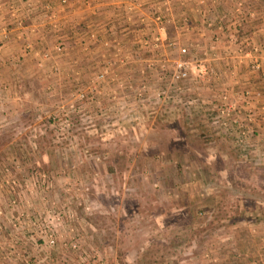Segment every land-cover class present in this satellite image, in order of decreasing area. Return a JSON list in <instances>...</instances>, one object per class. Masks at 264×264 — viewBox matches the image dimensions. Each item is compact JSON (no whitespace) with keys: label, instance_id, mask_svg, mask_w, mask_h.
Masks as SVG:
<instances>
[{"label":"rangeland","instance_id":"374dc122","mask_svg":"<svg viewBox=\"0 0 264 264\" xmlns=\"http://www.w3.org/2000/svg\"><path fill=\"white\" fill-rule=\"evenodd\" d=\"M107 1L130 18L125 30L105 26L101 40L94 31L104 48L97 66L52 62L69 57L58 40L28 63L45 83L33 76L23 90L22 76L0 84V264H264L262 94L239 95V112L226 91L205 89L211 66L200 73L194 64L217 49L196 40L203 33L244 48L235 40L255 21L250 0H191L178 19L174 3L187 0H143L148 35L126 54L120 34L130 31L129 39L137 2ZM255 1L263 12L264 0ZM202 9L209 18L201 27ZM0 39L1 51L7 30ZM180 58L189 77L174 80ZM18 60L10 66L21 71Z\"/></svg>","mask_w":264,"mask_h":264},{"label":"crops","instance_id":"0c3cea01","mask_svg":"<svg viewBox=\"0 0 264 264\" xmlns=\"http://www.w3.org/2000/svg\"><path fill=\"white\" fill-rule=\"evenodd\" d=\"M23 1L26 2L27 0ZM29 1L30 4L26 7L21 0H0V38L5 30L8 31V40L5 41L6 45L4 48L2 47L3 49L0 51V84L8 83L7 80H21V77L24 76V78H29V80H25L23 90H28L30 88L28 85L31 83L32 79L30 78H33V76L35 78L39 77L38 79L41 80V84L43 82L45 83V72L35 75L37 71L31 66L28 67L29 62H34L36 58L39 59V56H41V50L52 48L54 43L59 40L64 46L67 45L70 47L68 50L65 47L68 51L66 56L69 57L63 58L62 56H64V53H57L55 58L58 59H55V61L53 60L52 62L63 64L61 62L64 59L65 62L67 61L72 64L74 68L78 70L83 69V65L87 69H92L97 66L99 60H103L104 56L102 53L104 49L102 48L103 44L100 42L97 43V39L93 40L95 35L94 31L100 29V34L102 35H100L98 39L101 40L102 36H109V34L107 35L105 33V26L114 24V26L117 25L125 30V23H127L126 20H128V17L130 18L122 5L107 0H68L64 5L60 4V0ZM122 1L121 4L127 2V0ZM187 1L186 4L181 6L177 2L174 3V6L172 4L174 8L173 13L176 15L177 19L180 13H187V7L191 0ZM192 1L196 3L195 0ZM223 1L226 2V6H233L231 1L222 0V2ZM136 2L137 5L135 6L134 18L130 19V22L132 23L131 29L133 31L131 30L132 33L129 36V39L127 38L130 31L126 34H120L123 39V54H126L128 48L133 49L137 46L143 33L146 34L145 36L148 35V31L147 33L144 32V30L146 31L147 26H144L141 20V17L143 16L142 13H144L145 9L143 7V0H136ZM249 2L251 5L249 4L250 9L248 11L254 15L253 17L255 21L250 25L248 24L249 26H246L247 33L243 38H240L238 41L235 40L237 43L244 46L240 52L239 49L235 48L236 45L231 42L232 40H229L228 42L230 43L227 45V40L220 39L216 41L214 40V37L209 36L208 32L199 35L200 37L196 39L209 47H211L212 43H215L217 48L213 52L208 48V53L201 54L198 57L195 56L194 64L197 67V72L204 73L207 68L210 69L209 66H211L212 73L215 72V77L212 78L214 79L212 82L209 78L204 81V83H208L205 89L213 94H218L222 92V90L226 91L227 95H229L228 102L230 104H228L230 106L232 105L235 109L237 108L239 112L244 110L241 100L239 99L244 92L246 94V92L252 93L254 91H259L260 94H262L260 101L264 102V77L261 76L260 73L264 72V11L262 12L258 9V4L260 5L259 1L250 0ZM219 5L220 7L218 8H221V11L219 12L222 14V17L226 16L225 13L227 10L224 9L225 7L222 3H219ZM204 10L197 11V16L200 15V17H198L199 22L197 25L201 27L203 26L201 23L202 20L205 21V18H209V16L206 15V11L208 10ZM50 14L53 15L54 19L49 17ZM201 14L203 15V18L201 17ZM45 17L52 20H47ZM19 18H23L24 20L20 25L18 24ZM226 20L229 21L232 19L229 18ZM241 23H243L242 20ZM241 23H235V20H232L230 24H236L238 27H241ZM55 25H58L59 28L55 29ZM69 30H73L74 33L77 31L78 38H71L70 35H68L70 33ZM85 34L88 35V55H84L87 52L83 54L78 48V45L80 46L81 43L80 39L83 38ZM21 38L23 40H21ZM185 40H190V38ZM21 41H23V45L26 43L32 47L29 52L24 50ZM232 45V48H234L232 49V52H234L233 54H231V50L227 48ZM33 49L34 51H32ZM13 57L15 60L16 58H22L21 61L18 60L20 63V65L18 64V67L21 68V71H17V69L15 70V65L18 62H16L15 65L12 64V66H10V61L14 63ZM93 62L95 63L94 65ZM255 62L260 64L261 70L252 67V64ZM6 65L7 69L4 68V70L3 67H6ZM4 89L5 90L3 91H6L7 87H4ZM259 124H257L258 127L255 129V134L260 137V132L264 131V129L260 128ZM240 258L243 259V257ZM246 261L247 262L244 264H251L250 260ZM232 262L233 261L228 264H233ZM222 264H224L223 261Z\"/></svg>","mask_w":264,"mask_h":264},{"label":"built area","instance_id":"2783aa9c","mask_svg":"<svg viewBox=\"0 0 264 264\" xmlns=\"http://www.w3.org/2000/svg\"><path fill=\"white\" fill-rule=\"evenodd\" d=\"M68 0H60V4L64 5L67 3ZM241 4V3H240ZM239 4V6H240ZM239 8L240 7H237L236 10L239 11ZM50 18H53V15L50 14L49 15ZM60 47L57 45L56 46V50H59ZM180 52L185 55L187 53V49L185 47L181 48L180 49ZM44 57H47L49 56L48 55V52H45L44 54ZM189 62L187 61V59H178L176 61H174V65H173V73H172V77L174 78V80H182V79H187L189 77ZM252 67L253 68H256V69H260L261 70V67H260V64L258 62H255L254 64H252ZM212 70V69H211ZM262 74L264 75V72H262ZM224 114V111L221 110L220 111V114ZM220 114L218 115V117H220ZM218 119V118H217ZM235 123H238V120L237 119H234L233 120ZM52 242V240L50 241ZM73 246L76 247V245L74 244Z\"/></svg>","mask_w":264,"mask_h":264}]
</instances>
